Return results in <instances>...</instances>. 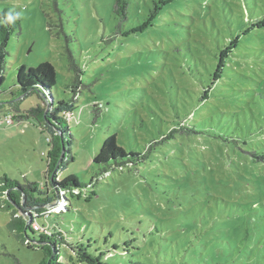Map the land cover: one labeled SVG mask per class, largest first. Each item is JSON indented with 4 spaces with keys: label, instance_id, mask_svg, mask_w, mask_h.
<instances>
[{
    "label": "rangeland",
    "instance_id": "rangeland-1",
    "mask_svg": "<svg viewBox=\"0 0 264 264\" xmlns=\"http://www.w3.org/2000/svg\"><path fill=\"white\" fill-rule=\"evenodd\" d=\"M154 1L131 0L125 30L145 21ZM168 2L142 33L110 41L114 0H0V11L12 6L21 17L1 59L0 98L16 93L18 66L51 63L54 95L75 103L72 160L58 177L93 178L58 192L53 208L69 211L27 231L37 238L60 228L67 243L54 247V264H264V0ZM237 26L253 40L238 47V34L232 45L238 30L228 27ZM67 50L81 70L69 68ZM75 74L85 87L73 94ZM14 100L23 111L41 97ZM8 110L24 116L8 106L1 119ZM22 121L0 120V185L4 176L44 181L48 134ZM177 124L187 128L147 151ZM108 134L145 157L110 170L113 162L92 163ZM13 218L0 209V264L38 263L42 251L7 227Z\"/></svg>",
    "mask_w": 264,
    "mask_h": 264
},
{
    "label": "trees",
    "instance_id": "trees-1",
    "mask_svg": "<svg viewBox=\"0 0 264 264\" xmlns=\"http://www.w3.org/2000/svg\"><path fill=\"white\" fill-rule=\"evenodd\" d=\"M130 1L131 0H114L112 12L116 21V26L115 31L109 37L110 41L115 40L117 36L124 35L127 37L130 35V33H142L145 29L153 25L152 22L161 11L162 6H165L167 3H169V0H155L153 2V7L149 9L148 16L146 17L145 21L134 28L125 30V25L128 22V7ZM259 20L260 19L257 21ZM20 21L21 17L17 8L5 6L0 11V70H2L1 68L3 66L1 59L3 58L2 56L4 54H7L6 48L10 37L20 31ZM228 28L230 29V35L234 34V32L238 30L237 33H235L229 40L232 42L234 39H236L238 34H240V39L235 42V45H238V47L242 42L253 40V33L248 35L243 34L244 26ZM66 42H68V40ZM233 44L234 42H232V45ZM227 45L228 44L225 43L223 48ZM221 49L222 48H219L217 56L216 54L213 56L216 60V66L221 59ZM236 49L237 48H235V50ZM67 51L69 68L75 72L79 71L80 68L75 63L74 58L72 57L69 50ZM221 67H223V70L220 69L218 72L220 77L223 76L225 66ZM77 75L78 74H75L73 84L70 87L71 93L73 94L75 93V91H73L74 89L84 86L82 85L81 78L79 80ZM55 77V68L49 62H41L35 67H29L22 64L17 67L15 73V87H17L16 93L9 89L8 93H4V96L2 95L4 99H2L3 97L0 98V110L8 106H13L12 111L14 113H24V116H22V119H20L19 116H14L8 110L6 111L5 115H2L5 117V120L1 119L2 117L0 116V120L2 122H6L7 125H11L19 120L26 122V120L31 118L34 120L41 133L46 132L48 134L47 142L49 148L48 154L46 156L44 181L39 183L36 181H25L24 184H20L17 181L9 180L4 176L2 178V185H0V197H2L3 201L5 202V205H0V209L7 208V210H11L12 215L14 216V218L7 224V227L11 228L12 231L19 232V234L20 232L23 233L22 244L26 248L42 251L43 256L36 264H54V247H56L60 241H64L65 243H67V241H65L63 238L65 235L61 233V230L57 225H53L52 227L46 226V230L43 231V233H40L41 235L37 234V238L30 237L27 234V231L30 230L31 232H35L32 226L33 224L37 223L36 220L41 217H50L51 215L60 216L69 211V209L66 207L63 208V211H60L59 213H46L48 211L46 210L47 206L53 204L58 192L73 188L81 190L91 185L93 181V178H91L88 184H84L80 182L73 174H68L63 178L58 177V172L64 168L67 157L72 160V157H70L71 134L69 129V121L72 118V112L75 108V103L71 97L69 99H64L58 98L54 95L53 89L56 85ZM210 77L211 81H213L214 73H212ZM3 80V73L0 72V85L3 83ZM24 93H27V95H38L41 97V102L34 106H30L26 110L20 111L19 105L14 103L16 102L14 98L19 96H22L23 98ZM12 100H14V102H12ZM93 107L96 108L95 105ZM97 114L98 113H95V116ZM185 128L187 127H184L181 124L173 126L167 134L161 136L159 141L151 142L147 147V151H149L152 146L161 143L164 140L171 139L174 133ZM187 131L193 132L191 129H187ZM144 157L145 155H140L134 150L127 152L122 146L117 144L116 134H108L93 156L92 163L96 165L110 166L111 162H113V165L109 167L110 170L114 168H121L126 165H132ZM105 171H108V169H103L102 173ZM45 180L47 183L49 180L50 191L47 189ZM29 210L31 211L30 213L28 212ZM27 212V217H23V215H26ZM44 233L50 234V236H42ZM121 254L119 255H124L123 253ZM110 258H113V256L106 259L109 260ZM15 264L19 263L16 262Z\"/></svg>",
    "mask_w": 264,
    "mask_h": 264
},
{
    "label": "built area",
    "instance_id": "built-area-1",
    "mask_svg": "<svg viewBox=\"0 0 264 264\" xmlns=\"http://www.w3.org/2000/svg\"><path fill=\"white\" fill-rule=\"evenodd\" d=\"M48 211L46 212L47 214H49V213H52V212H54V213H59L61 210H63V208H61V209H55V208H53V205L52 206H50V208L49 209H47ZM39 224H37V223H35V224H33V226H32V228H33V230L35 231V232H38L39 231Z\"/></svg>",
    "mask_w": 264,
    "mask_h": 264
},
{
    "label": "water",
    "instance_id": "water-1",
    "mask_svg": "<svg viewBox=\"0 0 264 264\" xmlns=\"http://www.w3.org/2000/svg\"><path fill=\"white\" fill-rule=\"evenodd\" d=\"M27 93H24V95H26Z\"/></svg>",
    "mask_w": 264,
    "mask_h": 264
}]
</instances>
